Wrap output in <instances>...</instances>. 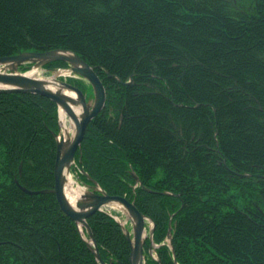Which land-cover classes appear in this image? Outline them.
<instances>
[{
    "label": "trees",
    "instance_id": "1",
    "mask_svg": "<svg viewBox=\"0 0 264 264\" xmlns=\"http://www.w3.org/2000/svg\"><path fill=\"white\" fill-rule=\"evenodd\" d=\"M51 48L106 88L80 165L153 220L146 263L264 264V0H0V56ZM58 131L53 100L0 92V264H98L53 193L19 186H53ZM87 221L102 258L128 264L119 223Z\"/></svg>",
    "mask_w": 264,
    "mask_h": 264
},
{
    "label": "water",
    "instance_id": "2",
    "mask_svg": "<svg viewBox=\"0 0 264 264\" xmlns=\"http://www.w3.org/2000/svg\"><path fill=\"white\" fill-rule=\"evenodd\" d=\"M57 60L67 63V70L87 80L92 89V98H86V95L81 89L68 81L51 76L46 78L33 77L27 75V71L20 72L18 70L19 66L23 64L27 66L28 70L32 67H41L46 63ZM50 70L57 71V68H51ZM117 80L120 81L118 78ZM128 82L125 81L124 83L127 84ZM0 91L33 92L44 95L53 100L67 114L74 126L71 135L68 132H64L59 139L60 134H55L56 150L53 168V187L29 190L20 185V188L29 194L53 193L62 212L73 219L78 226H83L87 231L90 240H86V244L99 264L107 263L100 255L87 218L94 212L100 210L102 205L115 204L121 206L130 218L132 224V234L126 227L122 226L124 236L130 247L128 256L129 264H144L143 244L146 237L145 221L150 219L138 210L134 204V200H129L124 195L108 194L82 168H80V172L91 182V189L84 190L80 199L74 205L67 199L64 191L66 183L65 172L69 171L71 164L74 162L76 150H80V144L84 137L86 126L93 117L98 115L105 102V87L94 69L79 55L65 48L23 51L10 56H0ZM74 106L80 109L79 114L74 110ZM78 162H81L80 156ZM21 165L22 163L20 162L18 166L19 174L21 173ZM241 175L248 176L249 174L242 173ZM134 178L136 182H140L136 175H134ZM161 193L170 194L171 192L165 190ZM170 228L171 221L169 218L166 235L168 242L171 240ZM153 231L154 223L152 222V226L148 229V237L150 240H152ZM83 239L85 240L84 237ZM150 251L151 245L149 246ZM174 262L176 263L175 255Z\"/></svg>",
    "mask_w": 264,
    "mask_h": 264
},
{
    "label": "rangeland",
    "instance_id": "3",
    "mask_svg": "<svg viewBox=\"0 0 264 264\" xmlns=\"http://www.w3.org/2000/svg\"><path fill=\"white\" fill-rule=\"evenodd\" d=\"M68 72L67 71H62V70H58V71H46L42 68H37V71L33 73L32 76H37V77H42V78H45V77H49V76H54V77H60V76H67ZM70 76H71V73H70ZM85 81V80H84ZM85 83H87L85 81ZM88 93V92H87ZM86 93V95H87ZM85 94V93H84ZM89 98H91V95L89 96ZM61 124V123H60ZM67 127L69 128L68 130V134L71 135V133L73 132V124L71 123V121L69 120V118L67 117ZM64 129L62 127V124H61V133H63ZM216 135L214 134V137ZM74 168V165H72L70 167V172L72 173V176L75 178L76 181H78V183L82 184L78 178V174H77V171L73 170ZM84 189L87 190L88 188L84 185ZM106 210H108V212H113L114 215L117 217L118 220H120L121 222L124 223V226L129 230L131 231V222H130V218L128 217V215L126 214L125 210L119 206V205H109L106 207ZM150 224V222H147L146 223V229L148 227V225ZM154 246V245H153Z\"/></svg>",
    "mask_w": 264,
    "mask_h": 264
},
{
    "label": "bare ground",
    "instance_id": "4",
    "mask_svg": "<svg viewBox=\"0 0 264 264\" xmlns=\"http://www.w3.org/2000/svg\"><path fill=\"white\" fill-rule=\"evenodd\" d=\"M36 71L37 69L32 68L29 71H27L26 74L33 75V73ZM73 108L76 111V113L79 114L80 109L79 108L77 109V107L75 106ZM59 116H60L61 124H62L64 131L68 132L69 128L67 127V115L61 108L59 109ZM65 175H66V183H65L64 191H65L67 199L70 201L72 205H74L75 202L80 199L81 194L84 192V186L83 184H80L78 183V181L75 180V178L72 176V173H70V171H66Z\"/></svg>",
    "mask_w": 264,
    "mask_h": 264
},
{
    "label": "flooded vegetation",
    "instance_id": "5",
    "mask_svg": "<svg viewBox=\"0 0 264 264\" xmlns=\"http://www.w3.org/2000/svg\"><path fill=\"white\" fill-rule=\"evenodd\" d=\"M148 245H149V242L146 241V242L144 243V251H147V249H148V248H147Z\"/></svg>",
    "mask_w": 264,
    "mask_h": 264
}]
</instances>
